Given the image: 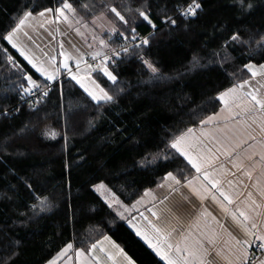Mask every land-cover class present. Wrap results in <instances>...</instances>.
Here are the masks:
<instances>
[{"label": "trees", "instance_id": "1", "mask_svg": "<svg viewBox=\"0 0 264 264\" xmlns=\"http://www.w3.org/2000/svg\"><path fill=\"white\" fill-rule=\"evenodd\" d=\"M62 2L0 0V36L25 10L37 15ZM68 2L84 20L115 7L136 27L138 36L153 31L126 10L140 7V0ZM189 2L147 0L158 29L164 28L158 9L166 5L168 14L178 17L175 6ZM201 2L203 11L197 17L177 18L175 28L158 31L150 47L131 46L129 53L109 63L117 76L115 83L93 73V79L114 97L111 102L97 103L64 74L54 82L45 81L17 49L0 39V257L15 252L11 264H46L69 243L89 251L93 243L109 236L135 264H165L128 225L133 214L121 219L120 210L110 207L94 187L102 183L124 204H133L146 191L158 188L168 172L182 181L193 177L195 170L168 147L171 139L200 127L201 120L222 108L219 93L250 76L244 64H264V51L246 45L221 48L233 30L248 29L245 39L264 33V0H249L253 9L242 17L234 6L236 0ZM126 29L120 21L118 32L128 35ZM107 38L117 51L127 42L117 33ZM214 51L220 56H213ZM225 54L227 62L217 63ZM9 55L17 67L8 61ZM141 56L156 64L158 75L142 63ZM194 58L201 66H194ZM25 74L49 91L47 97L37 98L39 104L23 91L31 86ZM47 132H54L55 138ZM158 154L161 158L155 163L141 164ZM44 197L51 207L37 209L34 215L30 206ZM111 253L121 256L117 249Z\"/></svg>", "mask_w": 264, "mask_h": 264}, {"label": "snow or ice", "instance_id": "2", "mask_svg": "<svg viewBox=\"0 0 264 264\" xmlns=\"http://www.w3.org/2000/svg\"><path fill=\"white\" fill-rule=\"evenodd\" d=\"M140 2V7L135 9L128 7L126 10L130 13L134 12L136 17L153 30L146 37H139L136 27L132 26L129 19H126L115 7L109 9V11L118 17L123 25L127 26L128 35L118 32L115 28L110 29V31L117 33L128 44H132L134 49L150 47L158 31L175 28L177 18L185 20L195 18L203 11L201 0H190L185 7L176 5L175 11L178 13V17H173L168 14L167 6L165 5L164 8L158 9V14L162 13L160 15V24L164 26L163 29H158L157 23L152 18V9L148 5L147 0H140ZM234 6L241 17L248 15L253 9V4L249 0H236ZM82 7L87 8L88 6L82 5ZM46 13L52 14V17L44 20L40 24L41 27H43L44 23H55L57 21L67 23L71 27L72 20L69 14L74 17L76 9L68 0H63L61 6L46 8L38 12L37 15L45 17ZM34 18L32 10H25L18 17L15 25L6 34L0 36V39L7 41L12 48L17 49L28 64L36 72L44 76L47 81H56L62 72L67 73L71 80L75 81L92 100L97 103L101 101H113L114 97L93 79L92 73H102L109 81L115 83L117 76L109 70L108 64L110 61L115 63L114 58L119 57L121 53H129L128 44H125L117 51L115 48H110L107 41L99 39L100 46L104 49H109L110 54L104 51H94L91 56L94 61L99 60L96 64H88L83 55L73 56L64 50L63 42L60 44L61 51L59 53V56L63 57L62 61L58 62L57 56L49 55L43 49H41L43 56L41 58V56L36 55L35 52H32L20 42L21 35L32 41V37L25 29L31 27L29 21ZM84 27H87V25H84ZM216 27L220 28L219 25ZM75 31L83 35L78 28ZM247 31L248 29L246 28L233 30L224 40L221 48L226 50L246 45L252 51H264V33H259L258 38L256 36H249L245 39L244 33ZM93 39H96V37L94 36ZM137 40H139V43H134ZM33 43L35 42L33 41ZM253 45H255V48H253ZM36 47L39 48V45H36ZM4 51L7 52V49H4ZM76 51L78 52L79 50L77 49ZM213 56H220V53L214 51ZM228 58V55L225 54L221 56L217 63L222 65L227 62ZM7 59L12 63L13 67H17L11 55ZM140 59L154 76L159 74V68L156 64L145 59L143 56ZM72 61H74L75 71L70 63ZM82 64L85 67L82 68ZM194 66H201L198 58H194ZM243 68L250 73V76L246 79L238 80L218 95V99L224 105L221 109V113L224 115L216 114L208 116L206 119L200 121L202 127L199 133L194 128H188L179 135H174L168 145L170 149L174 150V153H178L183 157L198 175H194L191 179L185 176L182 181L177 175L168 172L164 177V183L158 185L160 188L167 187L169 194L180 192V189L187 188L190 195H185L183 192H180V195L188 203L192 202L191 196H195L201 202V205H203L204 201L211 199L220 206L227 216L231 217L235 227L239 230L240 236L228 231L227 235L229 239L222 242L224 247H220L217 244L218 240H220V232L210 228L206 223L207 217L211 216V213L206 209L198 211L192 222L185 225L181 217L175 215L172 209L156 210V205L153 204L152 207L147 208L150 216L140 213L141 219L139 223L132 224L131 220H129V223L135 228L136 234L148 244L165 264H216L218 258L225 261L226 264H264V203H258L253 198V192H248L245 199L240 202L245 207H240L237 204V198L242 193L236 191L237 183L235 180L226 178L228 176L237 177V174L240 173L251 181L257 164H264V135L259 140L253 135L257 130L264 134V64L247 63L243 65ZM230 75L234 76L235 74ZM23 78L31 85L23 89L25 93L32 94L34 89L38 90L40 88V85L31 75L25 74ZM40 95L47 97L49 91L45 90ZM39 102V99L35 101L36 104H39ZM7 114L5 110L4 115L7 116ZM220 120L224 121L226 127L231 122L232 127L229 129L231 135H228L223 129H216L220 133L218 137L203 128V125L217 124ZM45 134L52 136V138H55L56 135L54 132H47ZM233 137L236 139L234 140ZM248 141H253V143H248ZM245 144L248 145L247 148L243 152H240L239 149ZM257 144L260 145V151H256ZM257 157H259L258 161ZM158 158H161L159 154L154 155L150 161L145 158L144 161H141V164L145 162L155 163ZM162 158L167 160L168 156L163 155ZM226 165H230L231 167H226ZM261 174L264 176V171ZM225 184H227L229 190H226ZM239 184L244 185L245 188L248 187L243 179H239ZM26 187L31 189L30 184L26 183ZM251 187L264 200V185L261 184V180L257 179ZM102 190H106L104 184L96 186V191L100 192ZM233 193H235V196ZM147 196H152L153 200L156 199L151 190L144 193V197ZM144 197L137 200L131 208L123 205L117 198L113 197L117 203H120V207L124 209V211L118 212L120 218L127 219L125 212L130 213L136 209L137 205H143ZM165 200H168V196L160 200V204H163ZM233 205H236V207H232ZM109 206L111 207V204ZM50 207L51 205L48 203L47 197H44L37 204L31 205L30 209L34 215H37V209L43 212ZM165 213L169 215H165ZM21 215L25 216L26 220L32 219V217L27 216L25 213H21ZM173 220L175 223H172ZM201 221H205V223L202 224ZM212 221L217 224L220 223L215 216H212ZM221 227L223 228V225ZM193 229H195V232ZM104 239L109 240L110 238L106 236ZM97 243L102 244V242ZM97 243L91 245L93 251L97 248ZM253 245L259 251V255L253 250ZM113 247L117 249L119 255L127 259L128 264H135L130 257H127L124 250L119 248V245L113 244ZM71 249H73V245L71 243L67 244L47 264H58L59 260ZM101 250H104L103 247H101ZM15 255L16 253L13 252L9 257H0V264H11V256ZM76 255L83 260L85 252L81 249L76 252ZM108 257L113 260V264H116L115 254L108 253ZM95 259L100 264L98 258ZM84 264H92V262L84 260Z\"/></svg>", "mask_w": 264, "mask_h": 264}, {"label": "crops", "instance_id": "3", "mask_svg": "<svg viewBox=\"0 0 264 264\" xmlns=\"http://www.w3.org/2000/svg\"><path fill=\"white\" fill-rule=\"evenodd\" d=\"M48 18H51L50 14H49ZM44 20H45V17L41 18L38 15H36L35 19H33L32 21H29V24L31 25V27H40V24L43 23ZM31 27H28V28L30 29ZM69 44L70 45L67 46L68 49L73 48V46H75V45H71V43H69ZM77 46L80 48L79 45H77ZM98 51H105V50H99L98 49ZM71 53L73 54V56H79L78 53L74 50H71ZM59 60L62 61L61 58ZM81 67L83 68V67H85V65L82 64ZM73 70L75 71L74 66H73ZM92 75H93V73H92ZM223 107H224V105L222 106V108ZM221 109L213 115L220 114L221 116H223L224 114L221 113ZM201 127L195 128L197 133H199ZM231 127H232L231 122H229L228 126L226 127L223 120H220L219 123H217V124H210L207 127H205V125H203V128L206 131H209L213 135H217L218 137H219L220 133L217 132L216 129H223L228 135H231V132L229 131V129ZM253 127H255V125H253ZM253 135H255L257 137V140H259L261 138V136L264 134L260 133L259 130H257L256 132L253 133ZM233 139L235 140L236 138L233 137ZM241 139H243V137H241ZM248 143H253V141H248ZM247 146H248L247 144L243 145V147L241 149H239V151L243 152V150L245 148H247ZM256 151H260V145L259 144H257V146H256ZM256 159L258 161L259 157H257ZM246 163H248V162L246 161ZM226 167H231V166L226 165ZM262 171H264V164L258 163L256 166V171L253 173V179L251 181H249L247 179V177L242 176V174H240V173L237 174V177H231V176L226 177L227 179L235 180L237 183L236 191L242 193V195H240L237 198V204L240 207H245V205L240 203V202L245 199L248 192H253V198L256 199L258 203H264V200H262L256 194L255 189L251 187V185L254 184L257 179H260L261 184L264 185V176H262V174H261ZM195 175H198V174L196 173ZM239 179H243L245 184L248 185V187L245 188L244 185L239 184ZM163 183H164V181H163ZM225 188H226V190H229L227 184H225ZM151 192L154 194L156 199L153 200V198L151 196L150 197L151 201L149 200V203L147 204V206L148 205L149 206L147 208L152 207L153 204L156 205V210H163L165 208H170V209H172V212L175 215L181 217V219L185 222V225L192 222L193 218L196 216L198 211H202V210L206 209L208 212H210L211 216L207 217L206 223L209 225L210 228H213L216 231L220 232V240H218V242H217L218 246H220V247H224L222 242L229 239V237L227 235L228 231H231L234 235L240 236L239 230L235 227L230 216H227V218H225L224 215L221 216V213H215V211L212 208H210V206L205 201L203 202V205H201V202L195 196H191V201H192L191 203L184 201L180 195V192H183L185 195H190L189 190L187 188H182V189H180V192H173L171 194H169V189L167 187H164V188L158 187L154 191H151ZM233 195L235 196V193H233ZM165 196H168V200H165L163 204H160V200H163ZM232 207H236V205H233ZM141 213H143L146 216H150V213L147 211V209H143ZM165 215H169V214L165 213ZM212 216H215L217 218V220L220 221V223L219 224L214 223L212 221ZM140 219H141L140 214L135 215L131 219L132 224L139 223ZM172 223H175V221L173 220ZM201 223L203 224V223H205V221H201ZM132 224H130L128 222V225L136 233V230H135V228L132 227ZM221 225H223V228L221 227ZM193 231L195 232V229H193ZM139 238L148 246V244L140 236H139ZM97 244H100V243H97ZM99 247H100V245H99ZM253 250H255L256 254L259 255V252L254 248V245H253ZM77 251H79V249H75L73 247V249L69 250V252L59 260L58 264H84V260L91 261L92 264H98V261L95 258H98L100 264H113V260L109 259L108 255L104 254V253H111V252H106V251L101 252L100 251L99 256H98L97 253L93 250H89V251L84 250L85 257L82 260V258H80L76 255ZM226 254H227V249H226ZM117 255H119V254H117ZM115 260H116V264H128L127 259L122 255L121 256H115ZM216 264H226V262L223 261L222 259L218 258L216 261Z\"/></svg>", "mask_w": 264, "mask_h": 264}, {"label": "rangeland", "instance_id": "4", "mask_svg": "<svg viewBox=\"0 0 264 264\" xmlns=\"http://www.w3.org/2000/svg\"><path fill=\"white\" fill-rule=\"evenodd\" d=\"M48 16H49V14L46 13L45 20L50 19V18H48ZM50 16L52 17V14H50ZM34 17H36V15H34ZM69 17L72 20V26L71 27H69V25L67 23H64L62 21H57L55 23H44L43 27H41V26L40 27H31L30 29L27 27L25 30L28 31L29 35L32 37V41L28 40L27 37H24L23 35H21V37H20L21 44L26 46L32 52H35L36 55L41 56V58H43L42 53H41V49H43V51L49 53V55L57 56V60H58V62H60V60H59L60 58H61V60H63V57L59 56V53L61 51L60 44H61V40H64V38H65V40L63 41L64 50H66V51L68 50V52L71 53V50L76 51L78 49L79 51L78 52L76 51L78 53V55H83V58L87 61V63L92 64L91 63V59H92L91 54L94 51H98V49L99 50H105L104 48H102L100 46L99 39H104L105 41L108 42L107 35L108 34H114L110 31V29L115 28L118 31H120V21H119L118 17H116L115 15H112L109 11L103 12L91 20H84L78 14H76L74 17L71 14H69ZM32 20H30V21H32ZM77 21H79V22H77ZM84 25H87V27H84ZM77 28L80 30V33H82L83 35H80L75 31V29H77ZM94 36L96 37V39H93ZM33 41L35 43H33ZM65 42H67L68 44L71 43V45H75V46H73V48L68 49ZM108 44H109V42H108ZM36 45H39V48H37ZM77 45H79L80 48ZM89 45H91V47H89ZM116 58L118 59L119 57H116ZM71 64H72V66H74L73 65L74 61H72ZM63 74L67 75V73L62 72L61 75H59L57 78H60ZM42 78L45 81H47L44 76H42ZM47 82H54V81H47ZM40 87L45 88V86H43V85H40ZM207 126L208 125H205V127H207ZM97 185H99V184H97ZM97 185H95V187H94L95 190H96ZM98 193L101 194L109 204H111L112 206H114L115 208L120 210V212L124 211V209L122 207H120V203H122L123 205H127L129 208H131L132 205L135 204V203L124 204L116 196V194L114 192L110 191L107 187H106V190H102ZM113 197L117 198L120 203H117L116 200L113 199ZM142 197H144V195ZM150 197L151 196L144 197V204L143 205H137L135 210H132L130 213L125 212V216H131L133 214L128 219V222L135 215L140 214L143 209H147V207L149 206V205L147 206V204L149 203V200L151 201ZM205 202L210 206V208H212L215 211V213H221V216L224 215L225 218H227V215L221 210L220 206L217 205L215 202H213L211 199L206 200ZM107 237H109V236H107ZM99 242H102V244H97V248L95 249V252L97 253L98 256H99L100 251L102 252L101 247H103V249H104L103 251H106V252L115 251L113 244H116V242L113 241L111 238L109 240H105L103 238ZM99 245H100V247H99ZM90 250H92V249H90Z\"/></svg>", "mask_w": 264, "mask_h": 264}, {"label": "built area", "instance_id": "5", "mask_svg": "<svg viewBox=\"0 0 264 264\" xmlns=\"http://www.w3.org/2000/svg\"><path fill=\"white\" fill-rule=\"evenodd\" d=\"M187 4H182L181 5V7H185ZM139 37H145V36H139ZM64 40H65V38H64ZM64 40H61V42H63ZM134 43H139V40H137V41H135ZM65 44L68 46L69 44L67 43V42H65ZM126 44H128V42H126ZM128 46L129 47H131V46H133L132 44H128ZM107 52H109V51H107ZM109 54H110V52H109ZM115 59V62H116V57L114 58ZM91 63H93V61H92V59H91ZM109 63H111V64H113L111 61L109 62ZM45 88H39L38 90H35L34 89V91H33V93L32 94H30V96H29V99H35V100H37V98L40 96V94L43 92V91H45L44 90ZM254 248H255V245H254ZM258 251V250H257ZM259 252V251H258ZM260 254V253H259Z\"/></svg>", "mask_w": 264, "mask_h": 264}, {"label": "bare ground", "instance_id": "6", "mask_svg": "<svg viewBox=\"0 0 264 264\" xmlns=\"http://www.w3.org/2000/svg\"><path fill=\"white\" fill-rule=\"evenodd\" d=\"M107 51H109V49H105V51H104V52H107ZM92 61H93V64H96V63H98V62H99V60H95V61H94L93 59H92Z\"/></svg>", "mask_w": 264, "mask_h": 264}]
</instances>
